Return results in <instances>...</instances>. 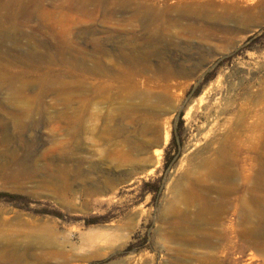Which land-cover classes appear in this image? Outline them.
<instances>
[{"label": "rangeland", "instance_id": "1", "mask_svg": "<svg viewBox=\"0 0 264 264\" xmlns=\"http://www.w3.org/2000/svg\"><path fill=\"white\" fill-rule=\"evenodd\" d=\"M186 1L202 6L200 25L193 16L162 35L158 45H135V54L150 56V63H138L148 72L132 80L118 76L99 84L88 77L74 83L76 94L90 99L86 108L67 107L64 96L55 94L59 84L54 85L44 100L46 122L35 131L20 133L8 112H2L11 102V90L0 71V128L8 127V149L25 157L23 144L36 141L34 149L43 151V172L64 171L72 193L78 192L66 197L48 190L25 199L0 186V215L6 211L43 223L58 234L43 245L16 241L33 248V257L24 255L23 264H235L236 259L238 264H264V255L254 248V243L264 246L263 201L260 214L255 205L248 206L253 211L248 228L258 227L257 234L250 241L241 237L244 203L252 196L264 199V0L177 3ZM51 13L49 33H35L29 25L22 31L47 46L56 40L66 43L90 61V39H101L111 56V63L103 64L114 75L129 67L117 58L121 43L135 33L138 39L147 37L142 25L134 32L131 26L113 27L102 14L91 19ZM189 25L196 30L186 33ZM166 28L162 25L161 33ZM39 48L40 53L46 50ZM12 57L20 58L17 52ZM15 65L5 73L18 80L16 86L43 77L33 71L38 64ZM162 66L172 70L170 79L157 74ZM98 85L102 95L93 92ZM170 96L171 104L165 101ZM38 207L43 210L35 211ZM2 229L6 234L30 230ZM91 231L101 236L93 244L83 243ZM6 262L0 264H13Z\"/></svg>", "mask_w": 264, "mask_h": 264}, {"label": "bare ground", "instance_id": "2", "mask_svg": "<svg viewBox=\"0 0 264 264\" xmlns=\"http://www.w3.org/2000/svg\"><path fill=\"white\" fill-rule=\"evenodd\" d=\"M169 1L174 4L179 0H0V63H2L0 64V69L4 70L0 71L4 73V79L10 84L11 90L10 104H7L4 109L3 107L1 108L2 112H8L15 130L20 133L26 130L31 132L35 131L34 129L37 127L43 126V123L46 122V120H43L44 100L56 84H59V89L55 91V94L59 97L64 96L62 99L67 107L72 104H79L86 108L90 99L77 95L74 83L85 82L89 78L99 84L106 81L114 82L118 76L119 79L132 80L140 71L148 72L149 69L147 67L140 69L138 63H150V56L148 54H135V45L140 46L139 42L148 45H158L162 42V35L168 34L167 32L177 24L189 21V18L193 16L197 19L199 25L202 21L203 9L201 5H194L186 1L178 2L175 7H167L166 5ZM52 11L91 19H97V16L102 14L103 21L113 27L124 28L131 26L133 29V27H137L140 24L146 31L147 37L138 39L135 33L129 40L125 39L121 43L117 58L121 63H129V67L123 70L121 75H114L113 71L103 64L111 63L107 59L111 56L109 51L103 47L105 42L101 39H90L94 48L90 61L83 56L82 51L70 47L66 43L56 40L51 43L52 45L47 46L41 41H34L33 36L26 34L24 30L22 31V28L28 27V25L35 33L50 31L48 29L52 28L53 24H47V16L53 14L51 13ZM172 13H175V16H171ZM157 23L159 24L158 26ZM165 24H167V28L161 33V26ZM194 30L196 29L191 25L184 29L186 33H192ZM12 33H17V36L9 37L8 35ZM23 40L28 42L26 47H24ZM33 41L36 44L34 47L32 46ZM10 42L11 47L7 48ZM37 47L41 49L44 47L46 50L44 53H40L36 50ZM14 52H17L20 56L18 60L12 57ZM23 61L38 64L39 67L42 66L43 68L37 67L34 68L37 70L33 71L36 73L42 72L43 77L38 79L28 78V80L16 86L14 84L18 80L12 74L5 73V71L10 66ZM88 63L93 64L89 65ZM55 67L60 68L61 71L57 72ZM77 73L80 74L78 75ZM29 74H32V71H29ZM157 74L162 75L166 80L173 76V72L169 67L159 68ZM102 91L103 89L99 85L93 88L95 94L102 95ZM173 98L170 96L165 101L171 104ZM157 101L163 102L161 98H158ZM63 114L61 112L60 115ZM36 115H42V117L34 119ZM78 117L80 115L75 117L76 121H79ZM5 132H8V127L3 125L0 128V186L3 190L17 192L25 199L34 198L35 195H43V191L48 190L66 197L78 193L77 190L72 193L73 188L69 184L64 171L51 173L47 168H44L43 172V151L34 149L36 141L31 140L29 143L23 144L26 151L24 153L25 157H22L17 150L8 149L10 142L7 140V136L4 135ZM163 139L165 146L169 140L168 130L164 132ZM56 154H58V151ZM160 154V150L154 152L157 158L161 156ZM58 156L62 157L64 155L61 152ZM152 171L151 169L149 173H152ZM43 178L45 179L43 180ZM79 192L82 193L81 190ZM262 201L264 202L263 198L252 196L250 201L244 203L241 222L246 229L242 231L241 237L245 240L250 241L257 234V230H259L258 227L248 228V225L253 220V211L250 213L248 206L249 204L255 205L257 213L260 214L259 206ZM189 203H193V201L190 200ZM36 210H43V207L35 208ZM204 212L209 213L210 211L206 209ZM3 213L0 215L1 229L2 227L6 230H8V227L11 229H14V227H26L30 230L16 229L11 234L10 232L6 234L5 230L0 229V242L8 243L6 246L0 244V261L6 262L7 260L13 264H23L27 262L26 258L28 255L32 256L34 254L33 248L30 246L19 247L15 245L16 241L21 240L29 244L40 243L43 245V240L48 243L57 239L58 234L56 231L49 230L47 226H43V223L35 225L36 222L34 221L29 222V220L19 216L6 215V211ZM261 217L264 222V217ZM100 233V231H91L89 235L83 236V243L93 244L101 236ZM254 248L264 255V246L254 243ZM236 252H240L242 255L244 253L241 247L238 249V246L236 247ZM24 255H27V257L23 258ZM234 263L238 264L239 261L236 259Z\"/></svg>", "mask_w": 264, "mask_h": 264}]
</instances>
